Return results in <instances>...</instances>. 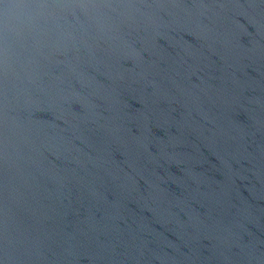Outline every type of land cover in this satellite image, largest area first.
Wrapping results in <instances>:
<instances>
[{
	"label": "water",
	"instance_id": "95a60500",
	"mask_svg": "<svg viewBox=\"0 0 264 264\" xmlns=\"http://www.w3.org/2000/svg\"><path fill=\"white\" fill-rule=\"evenodd\" d=\"M0 264H264V0H0Z\"/></svg>",
	"mask_w": 264,
	"mask_h": 264
}]
</instances>
